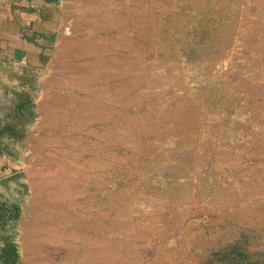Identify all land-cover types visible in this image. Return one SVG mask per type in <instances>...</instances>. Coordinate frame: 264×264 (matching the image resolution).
<instances>
[{"label": "rangeland", "instance_id": "374dc122", "mask_svg": "<svg viewBox=\"0 0 264 264\" xmlns=\"http://www.w3.org/2000/svg\"><path fill=\"white\" fill-rule=\"evenodd\" d=\"M0 63V264H264V0H58Z\"/></svg>", "mask_w": 264, "mask_h": 264}, {"label": "crops", "instance_id": "0c3cea01", "mask_svg": "<svg viewBox=\"0 0 264 264\" xmlns=\"http://www.w3.org/2000/svg\"><path fill=\"white\" fill-rule=\"evenodd\" d=\"M58 0H0V63L37 65ZM0 136V193L15 188L18 179Z\"/></svg>", "mask_w": 264, "mask_h": 264}]
</instances>
